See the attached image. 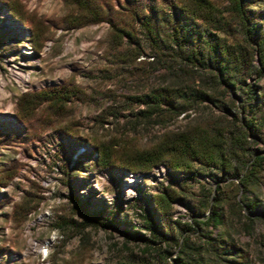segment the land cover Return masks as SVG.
<instances>
[{"label": "rangeland", "instance_id": "obj_1", "mask_svg": "<svg viewBox=\"0 0 264 264\" xmlns=\"http://www.w3.org/2000/svg\"><path fill=\"white\" fill-rule=\"evenodd\" d=\"M17 1L25 11V22L14 16L7 0H0V135L18 136L0 144V175L11 164L18 170L7 185L0 184V264H151L145 247L127 231L150 236L138 202L150 207L151 196L172 182L173 176L164 166L150 173L100 168L96 145L115 142L118 152L148 148L165 130L183 129L208 118L222 120L228 112L204 103L196 105L190 116L181 115L165 126L140 121L134 127L142 106L129 103L128 97L181 82L208 84L207 79L178 69L168 71L157 54L141 56L139 60L147 59L146 64L121 69L110 63L106 54L108 22L66 30L63 19L71 8L63 0ZM215 1L224 8L232 7L230 0ZM261 2L264 6V0ZM257 8L251 5L252 10ZM259 63L257 58L255 66ZM248 82L261 89L264 76L258 80L254 75ZM61 85L81 89L83 98L67 102L65 115H54L51 125L42 124L44 119L38 115L40 120L37 118L35 124L41 138L25 139L29 123L19 118L20 98ZM220 90L227 99L243 95L242 90ZM47 106L43 103L38 114L50 113ZM64 129L75 135L62 134ZM254 144L256 151L264 152V142ZM202 170L192 181V194L175 203V218L190 221L194 216L192 203L211 197L214 189L222 186L232 205H227V223L212 229L213 236L221 232L230 235L248 253L249 264H264V174L257 190L262 204L253 212L243 210L239 219L232 209L241 197L238 180L232 177L220 182L208 169ZM72 187L89 202L92 212L108 214L113 210L118 226L90 225L79 231L67 222L58 227L59 221L83 220L69 198ZM29 192L40 200L39 205L27 219L19 221L15 210Z\"/></svg>", "mask_w": 264, "mask_h": 264}, {"label": "trees", "instance_id": "obj_2", "mask_svg": "<svg viewBox=\"0 0 264 264\" xmlns=\"http://www.w3.org/2000/svg\"><path fill=\"white\" fill-rule=\"evenodd\" d=\"M63 1L71 8L63 19L66 30L109 23L106 54L110 63L119 68L138 67L148 63L147 59L139 60L141 56L157 54L168 71L178 69L207 79L208 84L181 82L128 97L129 103L142 106L133 121L134 127L140 121L165 126L181 115L190 116L196 105L204 103L228 112L222 120L208 118L183 129L165 130L159 141L148 148L118 152L115 142L96 145L100 168L124 167L150 173L164 166L173 176L172 182L151 196L150 207L138 202L150 236L141 231H127L128 235L145 247L151 264H249L248 253L230 235L212 234V229L227 223V205H232L222 186L218 185L211 197L192 203L194 216L190 221L175 218L174 207L177 201L192 194V181L203 173L202 169H208L211 177L220 182L232 177L238 180L241 197L232 209L239 219L243 210L253 212L262 204L257 190L264 174V152L256 151L254 143L264 142V86L257 89L256 83L248 81L254 75L258 80L264 76L263 0H230L231 8H224L215 0ZM7 3L14 16L25 22L27 17L19 1ZM254 4L258 6L256 10L251 9ZM257 58L260 63L256 67ZM220 88L242 90L243 95L227 99ZM82 94L81 89L68 85L24 94L19 100L18 115L21 121L29 123L25 139L41 138L35 124L38 115L44 119L42 124L51 125L54 115L64 116L66 103L72 98L82 99ZM43 103L48 104L46 111L50 113L38 114ZM61 132L75 135L67 129ZM14 139H18L16 134L0 135V144ZM17 174L16 164L5 167L0 184L7 185ZM69 198L79 208L83 220L59 221L58 227L67 222L79 227V231L90 225L118 226L113 210L108 214L92 212L89 202L81 199L73 187ZM39 202L29 192L17 205L16 218L27 219Z\"/></svg>", "mask_w": 264, "mask_h": 264}]
</instances>
